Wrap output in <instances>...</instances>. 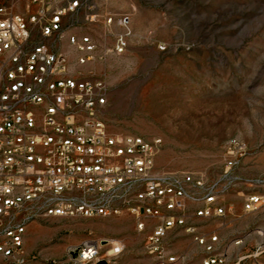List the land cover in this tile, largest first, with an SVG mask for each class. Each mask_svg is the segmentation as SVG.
<instances>
[{
    "label": "built area",
    "instance_id": "2783aa9c",
    "mask_svg": "<svg viewBox=\"0 0 264 264\" xmlns=\"http://www.w3.org/2000/svg\"><path fill=\"white\" fill-rule=\"evenodd\" d=\"M83 7L90 8L87 0H0V264H115L126 246L120 238L69 245L60 260L43 247L29 250L26 230L33 219L104 216L124 209L145 232L143 250L151 264L184 258L168 248V236L178 230L202 247V264H246L248 259L264 264L263 238L251 253L231 262L217 244L218 235L200 231L201 219L226 212L219 200L220 178L206 182L190 170L156 169L160 138L108 129L101 117L108 86L81 68L96 57V40L89 33L68 34L77 52L72 65L68 53L51 43L63 38L66 19ZM94 17L85 14V19ZM112 20L109 15L106 23ZM115 20L121 30L102 53L118 54L127 47L130 14ZM228 147L245 151L235 137ZM240 192L246 211L264 203L262 191ZM258 233L264 237V226Z\"/></svg>",
    "mask_w": 264,
    "mask_h": 264
},
{
    "label": "rangeland",
    "instance_id": "374dc122",
    "mask_svg": "<svg viewBox=\"0 0 264 264\" xmlns=\"http://www.w3.org/2000/svg\"><path fill=\"white\" fill-rule=\"evenodd\" d=\"M87 2L90 8L70 14L63 38H51V43L76 64L68 34L92 35L97 55L81 68L108 86L101 117L111 131L160 138L156 169L190 170L206 182L220 178L219 200L226 212L201 219L199 229L216 233L232 262L235 239L246 236L247 248L264 239L258 233L264 203L246 211L240 192H264V182L255 181L264 178V0ZM88 12L95 17L85 19ZM123 12L130 14L127 47L118 54L102 53L121 30L115 17ZM109 15L113 20L106 23ZM234 137L245 144L242 154L228 147ZM144 234L125 209L104 216H54L28 223L26 247H43L61 260L69 245L120 238L126 246L115 264H151L143 250ZM167 241L171 252L184 257L173 264H202L204 250L191 234L178 230Z\"/></svg>",
    "mask_w": 264,
    "mask_h": 264
},
{
    "label": "crops",
    "instance_id": "0c3cea01",
    "mask_svg": "<svg viewBox=\"0 0 264 264\" xmlns=\"http://www.w3.org/2000/svg\"><path fill=\"white\" fill-rule=\"evenodd\" d=\"M71 65H72V64H71ZM82 65H84V64H82ZM193 204L196 205L197 203H193ZM240 238H241V241L236 245V247H237V253H236L234 259H236L237 257L246 256V255H248L249 253H251L252 250H253V248L255 247V245H256L257 242H258V240H256L255 243L253 244L252 248H247V247H246L247 242H248L247 237H246V236H242V237H240ZM234 259H233V260H234ZM260 259H261L262 261H264V254L261 255ZM250 261H251V259H248V260H246L245 262H250ZM250 263H251V262H250Z\"/></svg>",
    "mask_w": 264,
    "mask_h": 264
},
{
    "label": "water",
    "instance_id": "95a60500",
    "mask_svg": "<svg viewBox=\"0 0 264 264\" xmlns=\"http://www.w3.org/2000/svg\"><path fill=\"white\" fill-rule=\"evenodd\" d=\"M102 241H104V240H102ZM101 264H105V261H101Z\"/></svg>",
    "mask_w": 264,
    "mask_h": 264
}]
</instances>
